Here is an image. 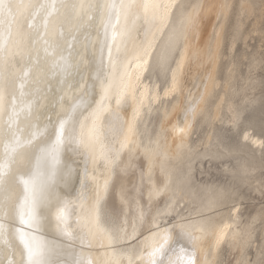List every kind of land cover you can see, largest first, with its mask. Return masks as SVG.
Instances as JSON below:
<instances>
[{"label":"bare ground","instance_id":"6f19581e","mask_svg":"<svg viewBox=\"0 0 264 264\" xmlns=\"http://www.w3.org/2000/svg\"><path fill=\"white\" fill-rule=\"evenodd\" d=\"M233 1L151 0L158 6V17L146 21L142 14L127 20L121 16L115 41L109 32L112 55L109 59L105 51L102 67L98 61L106 19L87 22L88 26L74 32L76 39L70 48L65 46L63 60L51 53L56 66L51 60L44 64L31 88L33 114L27 122L24 114L20 115L22 141L32 131L42 135L20 149L24 155L12 168L17 181L11 189L9 207L0 208V215L8 213L5 220L9 233L19 229L53 242L62 250L59 259L65 264L75 259H83L85 264H154L159 257L152 252L165 235L169 237L165 249L179 239L169 253L172 264H186L187 254L193 250L196 264H218L224 240L237 264H243L251 226L239 225L224 206L234 202L239 193L251 190L264 194L263 177L256 176L264 168V160L257 161L245 144L221 150V131L216 133L221 126L215 131L213 127L221 120L226 94L232 96L237 91L231 83L234 73L228 72L223 81L218 77L225 23ZM241 3L245 13L263 14L264 0ZM169 4L174 7L167 25L162 26L163 12ZM47 38L54 41L56 35L50 30ZM5 39V47L14 55L15 71L19 72L28 61L22 42L27 37L18 35L13 25L12 34ZM149 44L151 56L143 64L144 49ZM101 80L107 84L102 86ZM122 83L128 88L122 89ZM222 84L226 93L217 95ZM9 100L6 97V103ZM239 105L230 104L234 128L246 104ZM260 109L255 122H247L256 126L259 134L251 135L247 126L240 139L257 147L264 141ZM61 120L67 121L65 135L69 125L76 122L77 140L75 144H61L53 176L62 223L55 213L51 221L47 214L41 216L35 226L21 223L11 210L22 187L19 177L27 178L33 170L37 143L55 142L52 133L59 129ZM199 124H205L202 127L206 129L193 144L191 134ZM253 177L254 184L250 181ZM239 204L237 201L231 206L233 215ZM61 228L66 231L61 232ZM181 232L191 233L196 238L194 243L180 237ZM11 242L8 258L18 264L23 246L18 239ZM0 259L7 264V258Z\"/></svg>","mask_w":264,"mask_h":264},{"label":"snow or ice","instance_id":"6c2138e0","mask_svg":"<svg viewBox=\"0 0 264 264\" xmlns=\"http://www.w3.org/2000/svg\"><path fill=\"white\" fill-rule=\"evenodd\" d=\"M172 7L174 5L169 4L165 8L164 19L161 21L162 26L167 25V17ZM141 14L146 21L155 20L158 17V6L151 0H119V2L102 0L95 4H86L83 0H44V2L40 0H0V196L3 198L0 208L9 207L11 189L17 181V177L12 174V168L24 155L20 149L32 145L37 135H42L38 130L32 131L27 140L22 141L19 135L20 115L24 114L25 122L31 118L34 111L31 88L36 83V76L49 60L53 62V67L57 64L55 56L51 53H57L63 60L62 53L65 46L70 48L71 41L76 39L74 32L88 26L87 22L106 19L104 43L101 46L98 61L102 67L105 51L109 59L112 55L109 46V32L111 31V39L115 41L118 35L116 24H119L121 16L127 20L130 16L139 17ZM13 25L16 26L18 35L23 33L27 37V40L22 42L28 61L19 72L15 71L14 55L10 54L5 47L7 43L5 37L12 34ZM50 30L56 35L54 41L47 38ZM41 52H43V59ZM151 52L152 47L149 44L144 49L143 64H147V58L151 56ZM33 55H35V60L32 59ZM138 66H140L139 63ZM64 67H67L66 62ZM99 83L103 86L107 84V81L101 80ZM121 88L127 89L128 84L122 83ZM6 97H10L8 103H6ZM73 111H75V106ZM65 123L67 121L61 120L59 129H54L52 134L56 137L55 142L49 144L48 141L42 140L34 146L35 152L38 153L36 164L27 174V178L19 177V185L22 187L16 197L15 206L11 210L21 223L35 226L45 214H47L46 218L51 221L53 213L56 214L55 218L62 223L60 214L57 212L60 202L54 194L53 176L59 162L58 154L61 144L65 141L72 144L77 143L76 122L69 125L67 135H65ZM7 214L5 211L0 215V257L7 258V264H14V261L8 258L13 248L11 241L14 239H18L23 246L18 264H65L59 259L63 255L62 250L53 242L24 233L19 229L15 233H9L5 220ZM65 231L66 229L61 228V232ZM179 236L190 243H194L196 239L191 233L186 232L179 233ZM168 241L169 237L165 235L154 247L152 256L159 257L154 264H172L169 253L174 246L179 244V239L173 240L172 244L165 249ZM180 252H184L182 246ZM0 264H4V259H0ZM67 264H85V261L75 259L68 261ZM88 264L91 262L89 261ZM186 264H196L194 250L187 254Z\"/></svg>","mask_w":264,"mask_h":264},{"label":"rangeland","instance_id":"374dc122","mask_svg":"<svg viewBox=\"0 0 264 264\" xmlns=\"http://www.w3.org/2000/svg\"><path fill=\"white\" fill-rule=\"evenodd\" d=\"M242 8L241 0L233 1L231 6L232 11H230L231 14H229L230 16H228L229 18L225 23L226 33L222 48L223 52L219 63L220 69L218 71V77L221 81H223L229 73H234L231 83L237 91H234L235 94L232 96L226 94V100L224 101L220 115L221 120L215 121L213 127L214 131L218 126L222 128L218 127L219 130H216L218 134L221 131L219 134V138L220 140L222 139L221 143L223 144H221L222 147H219L221 150L222 148L236 147V145L239 147L245 144L246 148L248 146L247 149L250 150L252 154H255L257 161L259 159V161L262 162L264 160V141L261 145L263 147H257L253 146L249 140L243 142L242 140L240 141V139L242 131L246 129L245 127L247 126V128H250L249 131L251 135L259 134L256 126L247 124L248 119L255 122L254 118L258 117L257 111H259V108L263 110L260 114H263L262 117L264 118V10L263 14L259 17L258 11L248 14L245 13ZM232 70H234V72ZM223 87V84L218 87L216 91L217 95L226 93ZM257 97H262V99L252 102V104L251 101ZM245 99L246 101H244ZM242 101L246 105L242 109L243 113L241 112L240 114L241 121L237 120V128H234L230 104L233 103L239 108V104H243ZM242 114L244 115L242 116ZM239 124L240 126H238ZM202 125L203 124H199L197 127L198 129L195 128L191 134V142L193 144H197L199 139L204 135L206 127L203 128ZM203 126H205V124ZM231 144L232 146H229ZM257 175H262L261 177L263 178L261 181L264 182V168L260 169V171L258 170L256 176ZM250 181L254 184V177L251 178ZM262 190L264 192V187ZM236 195L237 196L233 198L234 202L226 204L227 206L225 205L224 209H226L228 216L236 218V220L239 221V225L247 224L251 226L250 237H252H249L245 246L243 264H264V194L260 195L249 190L246 194L240 195L239 193V195ZM237 201L240 204L236 213L233 215L231 206ZM249 222L251 223L249 224ZM220 250L222 251H220L218 264H237L236 257L234 258L235 255L231 253L227 240L223 241Z\"/></svg>","mask_w":264,"mask_h":264}]
</instances>
